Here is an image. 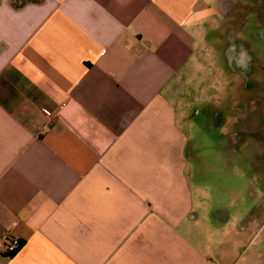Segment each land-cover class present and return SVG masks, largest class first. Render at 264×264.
<instances>
[{"label":"crops","instance_id":"crops-1","mask_svg":"<svg viewBox=\"0 0 264 264\" xmlns=\"http://www.w3.org/2000/svg\"><path fill=\"white\" fill-rule=\"evenodd\" d=\"M212 1L0 0V264L236 263L245 229L215 242L189 169L229 121L201 77L254 71L225 20L249 6Z\"/></svg>","mask_w":264,"mask_h":264},{"label":"rangeland","instance_id":"rangeland-1","mask_svg":"<svg viewBox=\"0 0 264 264\" xmlns=\"http://www.w3.org/2000/svg\"><path fill=\"white\" fill-rule=\"evenodd\" d=\"M210 1L207 0L209 5L216 4ZM236 1L249 7L230 14L221 7L219 13L229 14L225 20L233 22L232 29L226 31L247 43L254 55V71L242 76L226 73L201 77V84L208 80L214 83L215 90L199 93L197 104L220 110L223 121L226 117L229 121L211 130V134L199 132V140L189 142L188 150L195 154L189 169H193V179L199 186L200 213L210 215V227L216 220L215 242L224 243L228 236L223 232L242 227L245 231L232 261L252 264L257 259L258 264H264V0ZM240 18L247 21L242 31L236 33ZM220 25L214 30L220 29ZM216 59L215 63L223 67L222 60ZM205 95L211 96L209 104ZM193 129L202 131L204 126L194 125ZM223 131L224 135L220 134Z\"/></svg>","mask_w":264,"mask_h":264},{"label":"flooded vegetation","instance_id":"flooded-vegetation-1","mask_svg":"<svg viewBox=\"0 0 264 264\" xmlns=\"http://www.w3.org/2000/svg\"><path fill=\"white\" fill-rule=\"evenodd\" d=\"M231 2L230 0H227V3ZM231 40L233 41V44L230 45L229 51L231 52L232 57L244 64L249 56L246 48L244 47L242 42L236 41L233 36H231Z\"/></svg>","mask_w":264,"mask_h":264},{"label":"built area","instance_id":"built-area-1","mask_svg":"<svg viewBox=\"0 0 264 264\" xmlns=\"http://www.w3.org/2000/svg\"><path fill=\"white\" fill-rule=\"evenodd\" d=\"M20 246V241L16 237L5 236L0 239V254L12 255Z\"/></svg>","mask_w":264,"mask_h":264}]
</instances>
